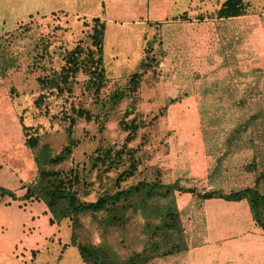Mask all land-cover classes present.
<instances>
[{
    "label": "rangeland",
    "instance_id": "rangeland-1",
    "mask_svg": "<svg viewBox=\"0 0 264 264\" xmlns=\"http://www.w3.org/2000/svg\"><path fill=\"white\" fill-rule=\"evenodd\" d=\"M84 2L85 6H90V0H82L77 7L80 11L85 8ZM57 4L75 5L74 0H0V61L7 62L0 67V141L13 144L15 163L12 169L16 172L13 181L6 179L7 188L21 197L25 183L32 181L37 174L33 150L25 145L24 125L28 127L29 135H37L39 143H48L54 152L67 144L70 137L74 138L76 144L72 154L55 168L71 176L72 187L83 201H93L102 194L112 193L142 179L172 182L177 173L174 166L180 164L182 154L188 158L182 166L186 176L179 179L183 187L206 193L214 189L229 192L254 184L257 172L264 168L260 164L257 170L248 168L256 156L250 140L254 127L244 133L243 139L248 142L245 146L240 139L232 147L228 146L225 139L229 130L255 107L251 104L252 108H240L234 104L247 84L254 82L252 75L239 74L233 80L232 75L222 73L224 80L220 81L219 90L201 89L198 115L180 114L177 117L166 114L164 106L168 100L156 97L150 91L158 79L156 68L141 78L138 91L129 92L118 102L110 96L117 89H125L130 76L112 79L108 75L104 86L95 93L86 87L88 75L80 72L71 78L63 93L47 92L48 96L38 104L36 98L41 93L38 78L49 75L52 70H60L65 56L78 43L84 47L91 43L93 21L90 17L59 11L42 14ZM113 18L121 20L118 16ZM111 33L108 34V42L113 39ZM134 41L133 47L136 48L138 42ZM136 67L134 65L133 69ZM259 82L264 83V74ZM225 88L235 92L229 96ZM257 99L260 104L264 102L263 96L256 95L254 101ZM71 106L85 110L86 114H72ZM70 115L75 118L73 124ZM197 120L204 125L207 138L206 154L209 157L206 164L202 157L198 159L197 154H193V159L188 156L189 151L174 152V144L177 145L179 138L184 137L182 124ZM132 122L138 124V128L133 130L129 139ZM129 123L131 126L126 127ZM254 143L263 146V142L256 139ZM132 159L137 163L135 172L124 175ZM261 189L264 191V182ZM179 195L181 191H175L188 247L196 241L192 228L194 210L190 206L185 209L184 198L177 201ZM103 216L104 212L85 213L78 215L77 220L64 218L57 222L52 220L43 200L0 196V250L20 251L22 258L16 257L13 262L28 264L33 260L34 242L37 243L43 235L47 240L44 248L57 253L61 249L64 253L71 248L77 251L71 246L74 240L109 246L122 259L129 253L128 244L131 245L132 241L141 247L144 236L140 225L144 219L140 215H134L126 226L109 225L105 229L99 224ZM42 258L45 259L44 256ZM42 258L39 259L43 261ZM172 259L173 256L157 257L149 264H172Z\"/></svg>",
    "mask_w": 264,
    "mask_h": 264
},
{
    "label": "crops",
    "instance_id": "crops-1",
    "mask_svg": "<svg viewBox=\"0 0 264 264\" xmlns=\"http://www.w3.org/2000/svg\"><path fill=\"white\" fill-rule=\"evenodd\" d=\"M225 1L90 0V6L84 2L85 8L80 11L77 7L82 0H74L73 7L57 4L42 14L59 11L100 18L105 23L104 65L112 79L128 77L137 71L150 41L151 54L158 62V79L150 91L168 100L167 115L179 117L180 114L198 115L201 89L205 91L215 82L223 81L222 73L236 80L233 75L236 69L243 74L254 69L264 70V0H241L244 5L240 14L219 16L218 10ZM115 16L121 20H115ZM111 31L113 39L108 42ZM133 40L138 42L136 48ZM182 126L184 137L174 144V152L189 151L188 156L194 159L193 154H197L206 164L209 156L204 125L197 120ZM14 154L11 142L0 141V184L5 187L9 185L6 179L13 181L16 177L12 169ZM187 159L181 155L180 164L174 166L177 173L172 182L186 176L182 166ZM179 198H184L185 209L193 207L192 228L196 241L173 256L172 264H264V231L253 219L246 199H199L187 191L181 192L177 201ZM46 241L43 235L34 242L33 251H38V258L44 256L42 260L52 263L58 253L47 251ZM16 257L22 258L20 251L0 250V264H18L12 260ZM44 260L40 261L47 263ZM74 263L83 264L77 251L71 248L64 253L60 264Z\"/></svg>",
    "mask_w": 264,
    "mask_h": 264
},
{
    "label": "trees",
    "instance_id": "trees-1",
    "mask_svg": "<svg viewBox=\"0 0 264 264\" xmlns=\"http://www.w3.org/2000/svg\"><path fill=\"white\" fill-rule=\"evenodd\" d=\"M243 5L241 0H226L218 10V15L240 14L243 11ZM90 20L93 21L90 31V46L84 47L78 43L65 56V63L60 70H52L49 75L38 78L41 90L40 95L36 98L38 104H42L48 94L63 93L69 86L71 78L76 77L80 72L88 75L86 82L88 90L97 93L104 86L108 78L103 59L105 23L98 17H92ZM151 47L152 43L148 41L146 55L141 61L139 69L129 75L125 89H117L113 92L110 96L113 101L118 102L129 92L138 91L141 78L151 69L156 68L158 73V62L151 54ZM2 64L7 65V62L0 61V67L3 66ZM239 74L243 73L237 69L233 71L234 76ZM263 74L264 70L257 69L247 74L252 75L254 82L247 84L241 97L237 98L234 104L240 108L251 107V104L255 107H251L252 110L229 130L225 138L228 146L232 147L233 144L238 143L237 139H240L241 144L244 143L245 146L248 142L243 139L244 133L252 131L250 129L254 127L252 131L254 135L251 136L250 140L254 144L256 156H254L255 160L252 164L248 166L249 170H257L259 164L262 168L264 167V102L260 104L258 99L254 101L256 95L264 98V83L260 84L259 82ZM1 75L2 72H0ZM219 86L220 82H215L212 87L206 88L205 91L209 88L217 91ZM225 89L229 91V94L227 93L229 96L235 92L233 89ZM226 90L223 91L227 92ZM221 96L220 94L219 97ZM132 108L128 111L131 112ZM70 109L71 113L76 116L86 114L85 110L75 106H71ZM70 122L72 124L75 122L73 116L70 117ZM128 126H131L130 123L126 125V127ZM137 128L138 124L133 123L128 135L129 139L133 135V130L136 131ZM22 129L27 136L25 139L26 147L33 150L37 174L32 181L25 183V192L21 197H17L14 191L2 184H0V196L23 200H43L51 212L52 220L57 222L64 218L77 220L80 214L104 212L103 218L99 219V224L105 229L109 225L126 226L134 215H140L144 219L140 225L144 242L141 247L136 241H132L131 245L128 244L130 250L124 259L109 246L72 241L71 246L76 248L83 264H149L150 260L154 258L175 256L187 249L186 237L181 227L180 212L176 206L175 191L177 190L195 193L199 199L211 197H222L227 200L246 199L253 219L264 231V191L261 189L264 182V168L257 172L254 184L229 192L214 189L206 193H198L194 189L183 187L179 180L163 182L160 179L153 181L142 179L112 193L102 194L93 201H83L72 187L71 176L55 168L57 164L64 162L72 154L76 144L74 138L70 137L67 144L58 152H54L48 143L40 144L37 135H29L28 127L24 125ZM255 139L263 142V148L254 143ZM259 158L260 161H258ZM136 167L137 163L132 159L129 168L123 174L133 175ZM212 173L215 174V172ZM37 252L33 251V260L28 264H60L64 255V250L61 249L54 262L51 263L48 260L47 263H43L39 260Z\"/></svg>",
    "mask_w": 264,
    "mask_h": 264
},
{
    "label": "built area",
    "instance_id": "built-area-1",
    "mask_svg": "<svg viewBox=\"0 0 264 264\" xmlns=\"http://www.w3.org/2000/svg\"><path fill=\"white\" fill-rule=\"evenodd\" d=\"M211 187V186H210Z\"/></svg>",
    "mask_w": 264,
    "mask_h": 264
}]
</instances>
